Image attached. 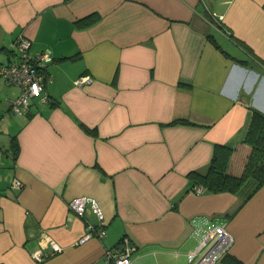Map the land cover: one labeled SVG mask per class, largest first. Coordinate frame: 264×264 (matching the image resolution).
<instances>
[{"label": "crops", "instance_id": "obj_1", "mask_svg": "<svg viewBox=\"0 0 264 264\" xmlns=\"http://www.w3.org/2000/svg\"><path fill=\"white\" fill-rule=\"evenodd\" d=\"M91 12L99 20L77 27ZM20 35L52 59L47 98L25 113L0 76V264H106L122 237L133 264H194L223 224L233 240L213 264L225 252L264 264V185L245 197L187 176L264 112V0H0V64ZM80 195L98 201L106 234L75 244L98 225L90 207L70 210Z\"/></svg>", "mask_w": 264, "mask_h": 264}, {"label": "built area", "instance_id": "obj_2", "mask_svg": "<svg viewBox=\"0 0 264 264\" xmlns=\"http://www.w3.org/2000/svg\"><path fill=\"white\" fill-rule=\"evenodd\" d=\"M30 44L31 41L28 37L18 36L12 42V48L17 58L0 64V76L6 82L20 87L19 94L10 100V110L15 114L27 112L31 98L39 97L41 101H45L47 98L44 67L52 59L51 51L43 49L30 53ZM88 80H90L89 76H82L76 82L81 83ZM22 185V181L17 178H14L11 183V187L15 189L22 188ZM68 205L70 210L78 216H83L85 209L90 207L98 219L96 226L87 221L86 231L75 244L84 243L92 237L100 238L106 234L105 227L101 225L104 213L95 198L86 195L75 196L69 200ZM232 240V235L224 224L212 228L202 242L203 245H206L210 241V245L194 264H213L217 256L226 250ZM49 246L52 254L63 249L61 244L53 240L49 242ZM134 249L132 242L128 238L122 237L114 248L105 251L106 264H133L131 255ZM195 255L196 252L192 250L188 257L193 260ZM32 256L37 260L43 259L41 249L32 252Z\"/></svg>", "mask_w": 264, "mask_h": 264}, {"label": "trees", "instance_id": "obj_3", "mask_svg": "<svg viewBox=\"0 0 264 264\" xmlns=\"http://www.w3.org/2000/svg\"><path fill=\"white\" fill-rule=\"evenodd\" d=\"M99 18V13L91 12L78 18L75 24L86 27ZM178 122L191 123L183 118L171 123ZM12 145L16 150L15 138ZM187 176L190 189L200 185L213 193L245 190V197L264 185V112L252 108L243 138L233 145L215 142L206 170H191ZM221 260L224 264H246L228 252L222 255Z\"/></svg>", "mask_w": 264, "mask_h": 264}, {"label": "rangeland", "instance_id": "obj_4", "mask_svg": "<svg viewBox=\"0 0 264 264\" xmlns=\"http://www.w3.org/2000/svg\"><path fill=\"white\" fill-rule=\"evenodd\" d=\"M14 90H18L17 87H14ZM32 100H33V99L31 98L30 101L32 102Z\"/></svg>", "mask_w": 264, "mask_h": 264}]
</instances>
